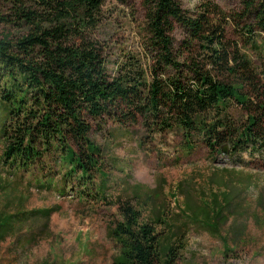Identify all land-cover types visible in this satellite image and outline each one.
I'll return each instance as SVG.
<instances>
[{"label": "trees", "instance_id": "trees-1", "mask_svg": "<svg viewBox=\"0 0 264 264\" xmlns=\"http://www.w3.org/2000/svg\"><path fill=\"white\" fill-rule=\"evenodd\" d=\"M106 1L2 0L0 181L64 195L76 180L106 197L103 148L92 132L109 120L120 127L141 122L155 136L178 130L190 149L203 140L211 154L226 145L231 155L264 154V68L253 58L264 65V0H245L234 16L210 1L191 13L181 0H145L140 52L115 63L97 32ZM239 25L234 39L229 31ZM233 104L246 114L239 124ZM134 187L132 197L116 200L113 264H179L183 226H171L159 209L145 218L137 201L142 188ZM14 208L0 212V241L27 223H48L54 211Z\"/></svg>", "mask_w": 264, "mask_h": 264}, {"label": "rangeland", "instance_id": "rangeland-1", "mask_svg": "<svg viewBox=\"0 0 264 264\" xmlns=\"http://www.w3.org/2000/svg\"><path fill=\"white\" fill-rule=\"evenodd\" d=\"M208 1L233 16L242 12L245 2L181 0L191 13ZM103 11L106 19L97 32L109 46L113 63L124 53L140 52L145 0H107ZM240 29L239 25L229 31V36L238 38ZM175 35L181 40L185 33L179 28ZM253 58L264 68L254 53ZM230 114L238 124L246 115L236 104ZM92 138L103 148L106 197L76 180L60 195L24 186L15 189L1 178L0 212L18 209L14 207L54 211L48 223H27L21 233L0 241V264H113L119 247L109 227L120 218L116 200L132 197L135 184L142 188L137 201L145 218L154 217L152 210L159 209L171 226H183L179 264H264V154H211L203 140L190 149L180 131L155 136L141 122L127 127L110 120L104 127L96 123ZM100 175L97 184L104 178ZM186 204L198 212L197 218ZM204 204L210 206L209 212L202 209ZM33 235L31 244L18 243Z\"/></svg>", "mask_w": 264, "mask_h": 264}, {"label": "water", "instance_id": "water-1", "mask_svg": "<svg viewBox=\"0 0 264 264\" xmlns=\"http://www.w3.org/2000/svg\"><path fill=\"white\" fill-rule=\"evenodd\" d=\"M223 151H224L225 153H228V152H229V145L224 146V147H223Z\"/></svg>", "mask_w": 264, "mask_h": 264}]
</instances>
